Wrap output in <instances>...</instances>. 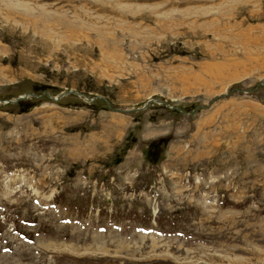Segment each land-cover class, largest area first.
Instances as JSON below:
<instances>
[{
  "label": "rangeland",
  "instance_id": "rangeland-1",
  "mask_svg": "<svg viewBox=\"0 0 264 264\" xmlns=\"http://www.w3.org/2000/svg\"><path fill=\"white\" fill-rule=\"evenodd\" d=\"M0 264H264V0H0Z\"/></svg>",
  "mask_w": 264,
  "mask_h": 264
}]
</instances>
